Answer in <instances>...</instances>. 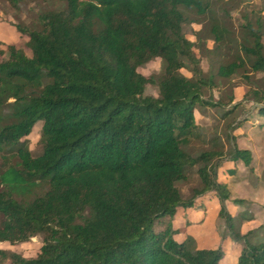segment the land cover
I'll use <instances>...</instances> for the list:
<instances>
[{
  "label": "trees",
  "instance_id": "16d2710c",
  "mask_svg": "<svg viewBox=\"0 0 264 264\" xmlns=\"http://www.w3.org/2000/svg\"><path fill=\"white\" fill-rule=\"evenodd\" d=\"M50 1L57 6L39 11L34 24L11 23L26 40L0 42V242L42 235L34 257L0 249V264H219L220 243L197 248L189 236L173 237L176 208L191 207L201 195L217 199L222 237L240 243L232 264H264V224L240 233L238 221L251 215L231 216L223 203L245 201L229 199L217 180L219 159L251 169L250 151L232 134L251 115L238 118L245 111L232 95L226 102L203 100L211 79L203 77L194 43L181 30L192 13L191 21L210 20L214 43L224 39L229 31L214 15L216 0ZM9 2L19 8L24 0ZM261 11L241 15L237 42L251 73L262 74L249 90L250 112L263 119L258 125H264ZM153 58L160 60L157 80L137 70ZM243 59L218 64L216 75L229 78ZM147 83L156 85L157 96L143 95ZM204 105L228 121L205 140L193 114ZM37 121L33 154L25 137ZM198 138L207 147L189 154L184 146ZM193 166L198 186L183 198L177 184ZM164 217L165 227L155 231Z\"/></svg>",
  "mask_w": 264,
  "mask_h": 264
},
{
  "label": "rangeland",
  "instance_id": "374dc122",
  "mask_svg": "<svg viewBox=\"0 0 264 264\" xmlns=\"http://www.w3.org/2000/svg\"><path fill=\"white\" fill-rule=\"evenodd\" d=\"M216 3H217L216 6L218 8L215 9L214 7L213 10L214 15L218 17V20H220L223 28H226V30L229 31V33H231L230 37L232 39V42L228 43L225 39V35L227 36L229 33L228 34L223 33L224 39H222L220 42L214 43L212 40V36L207 33V29L210 24V20L207 17L199 21H191L193 18H196V16L190 13L188 16L191 20L188 22H184L181 25V30L184 36L188 40L194 43L192 51L194 55L198 58V65L202 70L203 77H209L211 79V87L202 88V98L203 100H216L220 98L222 102H226L227 97L229 95H232L233 102H236V99L242 102L244 111L246 112L245 113L243 111H237V114L239 115L238 118H241L243 116H250V115L252 116L253 113L250 111L254 103L252 102L251 99L252 94L249 92V90L257 87L259 83L256 79L262 77V74L251 73L249 69V62L240 52V50H238L237 42L241 40L240 27H239V24L242 23L241 15L244 13L248 14L250 11H253L255 14H257V12L260 10L264 11L263 10L264 0H216ZM56 6L57 3L50 0H24V3L20 4L19 8H14L9 2V0H0V19L3 21H7L9 23L32 25L36 22V16L39 11L52 9ZM222 11L225 12L224 15L222 14ZM262 16H264V14H262ZM24 40H26L25 36H19V40L17 41V43L23 42ZM261 41L264 44V36L262 37ZM2 44H6V43L2 42ZM2 47L3 45L0 46V48ZM213 47L216 48L218 47L217 52H215L214 54L209 52V50ZM22 50L26 55H29V50L24 45L22 46ZM234 56L240 59L244 58L243 59L244 65L241 68L237 69L236 72L233 75H231L229 78H222L216 75L217 65L226 64L227 62L233 60ZM1 58H3V56H1ZM137 70L142 75L144 76L152 75L154 76L155 80H157L161 77L160 60L158 58H153L147 61L146 63L140 65L137 68ZM179 72L186 77L192 76V74L185 68H181ZM243 73L248 76L249 80H246L241 77V74ZM143 95L154 96V97L157 96L156 85L150 83L145 84L143 88ZM225 108L227 109L228 106L223 107V109ZM219 112H220L219 109H213L207 105H204L203 107L196 106V108L194 109L193 111L194 119L197 125L201 128V132L203 133V136L205 134L204 140L212 131H214V128L218 132H221L225 130V128H227L226 124L228 123V121L220 119ZM40 125H41V121L35 122L31 132L25 137L28 148L31 150L33 154L39 150L38 136L40 131ZM246 126L249 129L247 134L245 136H241L237 138V140H240L245 145L250 146L253 149L255 148L254 158H253L255 169L252 170V167L250 165L249 167H251V169L245 166V170L247 173L245 171L244 173L248 175L249 178H245V182H246L245 185L242 182H239V184L238 183L235 184L234 191L230 193V195H232L233 198L242 199V200H244L247 190L249 191V193L256 194L258 193L257 188L259 187V185L260 186L264 185V162H263L264 161V125L255 124L252 126L251 122H248L246 123ZM204 147H207V145L204 144V142H202L200 138L191 139L189 143L186 146H184L185 150L192 155L197 153ZM225 162H226L225 159L224 160L219 159L218 163L220 167H222L223 165H226ZM195 168H196L195 166L190 167L185 173L186 174L185 180L180 181L177 184L181 192V196L183 198L187 197L190 194L191 189L193 187L198 186V177L195 172ZM225 168L226 167L224 166L221 168V170L219 171L220 174L225 175V172L223 171V169ZM217 179L220 180L222 179V177L218 176ZM44 188L45 185H41L35 188L34 193H40L43 191ZM248 202L245 201L244 203L241 204L245 205ZM235 205L238 206L240 204H235ZM204 209H205L204 205L202 207L197 206V208L194 211L198 212L200 214V217H202L203 214H205ZM186 213H188V211H186ZM206 215L207 216L203 224L197 227L173 228L172 222L170 221L172 229L177 230L174 234H184L185 236H189L194 240L192 234L189 232H193V229H197V231L204 234L206 228H209L210 223L213 222V227L217 231L216 233L217 238L220 239L218 242L220 244L221 243L223 244L224 240L231 241L233 242V244L238 246L237 251L239 252L240 243L235 242L226 236L222 237V235L219 234L220 230L218 223L216 222V219L212 220L210 218V214L207 212ZM235 216H237V214ZM200 219L201 218H199L197 221H199ZM168 220L169 219L167 217H164L155 221L154 230L159 231L162 228H164ZM238 224H239V231L241 233L240 230L241 226H243L244 228H251L254 227L257 223L254 220L248 221L243 219L241 221H238ZM189 225H191L190 222ZM179 236L177 237V239L182 238ZM41 239H42V235L38 234L29 238L25 242L16 243L14 245H9L6 242H0V249L10 250L20 254L23 257L30 258V257H34L38 252L39 246L41 244ZM222 244L221 246L223 249ZM223 250H224V254L227 253V255L230 258V256L233 253L230 247L224 246ZM219 264H230V260L226 258H222V261H219Z\"/></svg>",
  "mask_w": 264,
  "mask_h": 264
},
{
  "label": "crops",
  "instance_id": "0c3cea01",
  "mask_svg": "<svg viewBox=\"0 0 264 264\" xmlns=\"http://www.w3.org/2000/svg\"><path fill=\"white\" fill-rule=\"evenodd\" d=\"M262 14H264V11H262ZM19 40V34L15 30V28L11 25V23L7 21H3L0 19V41L3 43H11V44H16L17 41ZM239 100L236 99V102ZM263 121L261 116H258L256 114H253L251 117H248V119L243 123L242 125L234 128L232 130V134L235 137V143L239 148H247L250 151V162L249 165L252 167V170L255 169V164L253 163V158H254V151L255 148H251L250 146L245 145L243 142L240 140H237V138L241 136H245L248 132V128L246 126V123L251 122V125H258ZM255 160V159H254ZM264 162V161H263ZM226 165H223L226 167L223 169L225 172V175L220 174V170L223 167H220L217 169V175L221 176L222 179L218 180L222 183H225L227 190L229 191V198H233L230 193L234 191V186L235 184H239V182H242L245 185V178H249L248 175L244 173L245 166L241 162H236L232 163L228 160H226ZM247 173V172H246ZM217 176V177H218ZM247 190V189H246ZM258 193H249V191H246V196L244 197L245 201H249L247 204H240L236 206L235 204L229 202L228 200H225L223 204L227 212L231 216H235L236 214L240 213H245V214H250L251 217L248 219L244 220H254L257 224L254 227L251 228H244L243 226L240 227L241 233H245L248 230H251L258 226L259 224H264V185L260 186L257 188ZM205 206V214H203L202 217H200V214L196 211H194L197 206ZM219 208V204L217 199L212 195H201L195 199V203L193 204L192 207H187V208H182V207H177L175 210V213L173 215V218L171 219L173 228H190V227H197L201 226L206 218V212L210 214V218L212 220L216 219V222L218 223L219 230H220V235L222 232V227L223 223L222 221L217 217V211ZM188 211V213H186ZM186 216V218H185ZM199 218H201L199 221H197ZM189 222L191 225H189ZM211 230H210V229ZM209 228H206V231L204 234L200 233L197 231V229H193V232H189L192 234V237L195 240V246L197 248H215L219 244V238H217V231L213 227V222L210 223ZM202 234V235H201ZM182 235V236H179ZM182 237L181 239H177V237ZM173 237L177 241H181L185 235L184 234H173ZM222 244V243H221ZM223 249L225 247H230L232 250V255L229 256L227 253L224 254L223 250V256L222 258H226L230 260V264L234 263L236 256L238 254V246L233 244V242L224 240L223 241ZM222 258L220 261H222Z\"/></svg>",
  "mask_w": 264,
  "mask_h": 264
}]
</instances>
